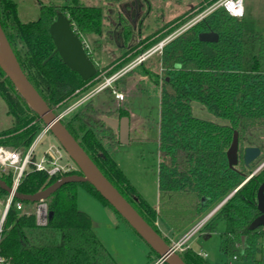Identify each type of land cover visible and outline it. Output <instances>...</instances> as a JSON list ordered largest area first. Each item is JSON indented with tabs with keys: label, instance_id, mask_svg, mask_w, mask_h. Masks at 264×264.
Wrapping results in <instances>:
<instances>
[{
	"label": "trees",
	"instance_id": "obj_1",
	"mask_svg": "<svg viewBox=\"0 0 264 264\" xmlns=\"http://www.w3.org/2000/svg\"><path fill=\"white\" fill-rule=\"evenodd\" d=\"M59 11L68 15L72 28L81 37L103 32L104 16L100 6L80 0H66L62 5L41 4L40 16L23 22L18 17L14 0H0V21L22 69L56 113H59L56 106L65 109L71 101L86 94L83 90L91 86L102 71L94 60L97 73L86 80L70 68L59 53L52 55L56 46L49 29ZM121 24L123 38L130 39L133 26ZM203 31H216L219 40L201 41L199 34ZM86 50L93 57L89 49ZM161 59L169 70L163 76L144 66L146 74L161 91L160 204L157 208L141 195L111 156L108 148L120 144L119 133L103 117L94 118L98 111L92 105V99L71 119L63 120L64 124L102 172L158 232L154 224L156 219L165 220L172 230H181L209 203L237 189L210 218L219 216L226 223L221 234V251L228 261L248 259L264 264V254L261 258L256 256L258 238L264 237V224L249 228L260 214L257 192L264 181V166L245 181L247 174L237 167H230L227 159L235 130L240 135L241 129L251 125L264 126L262 34L244 30L241 19L218 8L165 46ZM112 68L111 64L105 67L107 71ZM7 86L11 88L9 91ZM0 95L7 103L12 121L10 126L0 130V145L16 149L29 147L44 128L43 121L1 67ZM193 99L202 102L215 115L228 119L229 123L217 124L196 117L191 108ZM125 115L130 116V111L121 106L107 116L120 118ZM98 124L102 126L100 133L94 128ZM105 138L107 146L103 141ZM75 173H81L79 168L69 174ZM0 177L8 185L12 184L11 175L0 173ZM60 177L30 170L18 190L26 195L39 194ZM79 186L115 210L88 181L68 182L46 199L49 219L45 225L37 223V201L23 200V211L13 205L0 241V252L9 264H120L100 240L90 214L78 207ZM7 194L0 183V197ZM151 250L159 259V254ZM181 256L187 264H210L191 248L184 249Z\"/></svg>",
	"mask_w": 264,
	"mask_h": 264
},
{
	"label": "rangeland",
	"instance_id": "obj_2",
	"mask_svg": "<svg viewBox=\"0 0 264 264\" xmlns=\"http://www.w3.org/2000/svg\"><path fill=\"white\" fill-rule=\"evenodd\" d=\"M17 3L18 17L23 22L36 20L40 16L41 4L53 3L62 5L66 0H14ZM88 5L100 6L104 16V29L101 34H84L83 39L89 44V51L94 60L102 67L100 74L93 80L91 86L83 90L87 92L79 99L71 101L70 107L81 98H84L94 86L104 82L107 78L130 68L115 79L113 86L126 95L124 101L115 99L112 87L104 88L95 92L91 97L84 100L79 106L65 114V122L71 119L75 113L82 110L92 99V105L98 113L94 116L96 120L107 116L108 113L117 112L119 107H127L130 111V140L126 144H119L109 148L111 156L122 168L131 183L141 193V195L154 207L160 204L159 184H158V141L160 124V87L146 74L144 66L160 76L165 75L169 70L163 65L160 51L155 52L149 58L143 60L144 64H134L140 56L145 55L150 48L140 50L136 46L140 45L141 39L145 37L139 35L137 30L132 31L130 39L123 38V25L133 26L134 22L142 16L150 13L147 24L151 26L160 24L157 19L164 10L165 19L169 16V0H80ZM178 2L174 8L180 12L183 6L186 9H195V14L199 15L217 0H173ZM135 5L139 6L140 12L136 17ZM243 14L241 19L243 29L251 32H258L264 38V0H242ZM120 17V18H119ZM164 19V18H163ZM164 19V20H165ZM204 19V18H203ZM105 31V32H104ZM123 47V49H121ZM133 50L131 52V50ZM157 48V46L155 47ZM207 50H210L207 48ZM129 51V52H127ZM150 51V50H149ZM127 55V56H126ZM126 56V57H123ZM120 59V60H119ZM132 62V63H131ZM111 70L105 69L110 65ZM193 66V64L191 65ZM8 91L11 89L7 86ZM82 95V94H81ZM67 106L66 108H68ZM65 108V109H66ZM193 114L204 120L213 121L217 124H228L229 120L214 114L206 105L199 100L191 101ZM57 112H63L62 107L56 106ZM116 117V116H115ZM118 118V117H116ZM11 116L8 114L7 103L0 95V130L11 125ZM91 126H94L90 123ZM101 124L94 127L97 133H100ZM43 130V128H42ZM41 130V131H42ZM117 130V129H116ZM39 131V133L41 132ZM118 132V130H117ZM38 133V134H39ZM37 134V135H38ZM107 146L106 138L103 140ZM59 143L56 137L48 131L41 138L36 153L40 157L45 148L51 143ZM259 146L261 154L258 158L246 166L243 161L244 149L246 146ZM22 149V148H20ZM264 163V126L251 125L247 129L240 130L239 137V163L237 168L247 174L248 180L253 176V172L259 173ZM233 192V191H232ZM231 192V193H232ZM229 195V194H228ZM227 195V196H228ZM226 196V197H227ZM226 197L211 202L205 206L203 212L181 230H172L170 225L163 219H156L155 226L163 237H166L173 243V238L182 239L205 215L215 206L223 202ZM5 197H3V201ZM78 207L90 214L95 222V231L103 244L110 250L120 264H156L158 256L153 253L150 245L135 231V229L112 207L105 205L101 200L93 196L84 187L79 186L77 192ZM2 207V205H1ZM226 228L225 221L215 216L209 219L205 225L193 233L183 247L191 248L203 257L210 264H257L248 259L227 260L221 251V234ZM185 248V249H186ZM184 251V250H183ZM178 251L180 254L183 252ZM264 252V237L260 236L257 241L256 256L261 258Z\"/></svg>",
	"mask_w": 264,
	"mask_h": 264
},
{
	"label": "water",
	"instance_id": "obj_3",
	"mask_svg": "<svg viewBox=\"0 0 264 264\" xmlns=\"http://www.w3.org/2000/svg\"><path fill=\"white\" fill-rule=\"evenodd\" d=\"M50 33L55 42V50L64 62L77 71L82 78L90 79L97 73L96 62L86 50L82 37L72 28L71 20L64 12L59 11L56 19L50 25ZM203 42H216L219 34L216 31H203L199 34ZM51 55V56H52ZM0 67L13 82L30 107L40 116L45 129H48L62 145L70 158L77 164L81 173L67 174L58 178L44 192L35 195H26L17 192L21 200L39 201L47 199L62 185L74 181L90 182L100 194L118 211V213L135 229V231L159 254L156 264H187L173 243L166 239L141 215L135 206L120 192V190L102 172L91 156L82 147L75 136L69 131L60 114L56 113L31 83L14 52V49L2 27L0 21ZM103 120L111 127L118 130L120 144L130 140V117L125 115L120 118L103 116ZM239 131L235 130L231 145L227 150V159L230 167L239 163ZM259 146L249 145L244 150V163L249 166L259 157ZM264 163L257 169V171ZM254 174V172H253ZM252 174V175H253ZM245 182V181H244ZM243 182V183H244ZM1 185L10 191L11 187L0 177ZM242 183V184H243ZM241 184V185H242ZM235 189L234 191H236ZM230 193L227 200L233 193ZM206 199H203L205 202ZM257 207L260 214L250 223L249 228L255 229L264 224V181L258 188ZM51 215V213H50ZM245 242V237L243 238Z\"/></svg>",
	"mask_w": 264,
	"mask_h": 264
},
{
	"label": "built area",
	"instance_id": "obj_4",
	"mask_svg": "<svg viewBox=\"0 0 264 264\" xmlns=\"http://www.w3.org/2000/svg\"><path fill=\"white\" fill-rule=\"evenodd\" d=\"M218 8L225 9L230 15L235 17H241L243 14V5L242 0H217L215 3L211 4L208 8L203 10L199 15H197L193 22L196 23L201 19L205 18L207 15L212 13ZM83 39V37H82ZM84 40V39H83ZM86 48L89 49V44L84 40ZM165 43L161 41L156 49L163 50ZM147 55L140 56L134 64H138L143 61ZM116 75H113L107 78L104 82L96 85L84 98L78 100L71 107L64 109L63 112H59L60 118L63 119L65 114L70 110L79 106L84 100L91 97L95 92L100 91L107 87H112V92L118 101H124L126 95L122 91H118L114 86L113 82L115 81ZM49 130L43 128V130L36 136L31 145L27 148L16 149L4 145H0V173L5 175H11L12 184L10 185L11 190L8 191V194L3 197H0V241L4 231V226L7 220V216L11 207L14 205L19 211L24 210V201L17 197L18 188L24 178L30 170L42 171L48 174L49 176L57 175H67L70 172L77 170L79 167L77 164L70 158L68 153L62 147L60 143H51L45 148L40 157L37 156L36 149L45 133ZM221 202L217 206L213 207L203 219H201L191 230L180 240L173 242L177 251H183L186 247H183V244L187 239L195 232L200 230L205 223L212 217V215L222 206L225 202ZM2 205V207H1ZM35 215L37 223L40 225H45L49 219V208L46 199H41L37 201L35 207ZM205 255V253H203ZM0 264H9L8 259L1 254L0 252Z\"/></svg>",
	"mask_w": 264,
	"mask_h": 264
},
{
	"label": "crops",
	"instance_id": "obj_5",
	"mask_svg": "<svg viewBox=\"0 0 264 264\" xmlns=\"http://www.w3.org/2000/svg\"><path fill=\"white\" fill-rule=\"evenodd\" d=\"M178 2L181 5L183 4L180 1H178ZM178 2H175V1L173 2V0H169V8H168L169 16L167 19H165V16H166L165 13L166 12L163 10L162 14L157 17V19L159 21H161L160 24L157 23L156 25H153V26H151V24H147V22L150 18L151 12H148V13H146V15H144V11H142L143 13H142V16L139 17V20L138 21L136 20L134 22L133 29L137 30L139 35H143L142 34L143 31L146 32V34H145V37L143 39H141V41H143V42H141V44L136 46L133 50H136L137 47L142 48L144 45H146L152 41L157 40L154 44H152L148 47V48H150L149 49L150 51L148 50V52L146 53L147 57L145 59L149 58L151 55H153L157 51H160V53L162 54L163 50L161 51L160 49L155 48L156 46H158V44L161 41H164V43H165V45L163 47V49H164L165 46H167L173 39L177 38L178 36H180L181 34L186 32L192 25L195 24L193 22V19L197 16V14H195V9H193V8L186 9L183 6L182 10L180 12H178L177 10H174V8L178 6ZM138 7L139 6H137V5H135V7H133V9H135V11H136V17L138 16V14L140 12V8H138ZM119 25H122L121 22ZM121 49H123V47ZM133 50H131V52ZM126 56H123V57H126ZM140 63L142 64L143 61H141ZM130 68H132V67H129L128 69L126 68L122 72H117L116 77H115L116 80L118 81L119 76L121 74H123L124 72L128 71ZM108 150H109V148H108ZM93 224H94V229H95L94 220H93ZM178 240L173 238V242L178 241ZM205 255H206V253H205Z\"/></svg>",
	"mask_w": 264,
	"mask_h": 264
},
{
	"label": "flooded vegetation",
	"instance_id": "obj_6",
	"mask_svg": "<svg viewBox=\"0 0 264 264\" xmlns=\"http://www.w3.org/2000/svg\"><path fill=\"white\" fill-rule=\"evenodd\" d=\"M119 18H120V17H119ZM246 147H247V146H246ZM246 147H245V148H246ZM244 150H245V149H244ZM243 157H244V155H243ZM243 161H244V159H243ZM246 166H247V165H246ZM263 166H264V165H263ZM263 166H262V167H263ZM262 167H261V168H262Z\"/></svg>",
	"mask_w": 264,
	"mask_h": 264
}]
</instances>
